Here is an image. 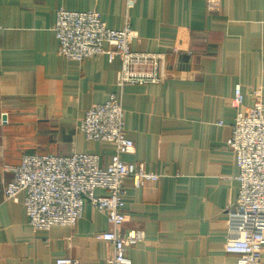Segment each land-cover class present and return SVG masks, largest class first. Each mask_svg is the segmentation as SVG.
Segmentation results:
<instances>
[{"label": "crops", "instance_id": "0c3cea01", "mask_svg": "<svg viewBox=\"0 0 264 264\" xmlns=\"http://www.w3.org/2000/svg\"><path fill=\"white\" fill-rule=\"evenodd\" d=\"M0 0V182L5 166L26 154L98 155L106 167L114 146L88 141L86 112L121 92L132 160L159 180L125 183L122 233L144 240L128 250L131 264H237L225 250L228 207L240 191L236 154L227 147L236 110V85L250 111L264 103V0ZM60 9L99 11L111 29L130 25L135 52L166 55L171 78L160 84L116 85L120 59L82 63L59 55L54 26ZM175 49H178L175 51ZM223 123L222 125L220 123ZM98 195H105L103 190ZM0 189V264H108L113 247L95 236L108 215L86 202L74 227L35 232L24 206ZM261 264H264V251Z\"/></svg>", "mask_w": 264, "mask_h": 264}, {"label": "built area", "instance_id": "2783aa9c", "mask_svg": "<svg viewBox=\"0 0 264 264\" xmlns=\"http://www.w3.org/2000/svg\"><path fill=\"white\" fill-rule=\"evenodd\" d=\"M207 1L211 8L220 7L221 0ZM136 2L127 3L131 7ZM54 31L60 45L59 55L68 60L82 63L102 55L111 60L120 59L116 82L120 91L129 84H160L171 78L165 54L133 51L131 44L138 37L137 31L130 25L122 30L109 28L99 11L60 9ZM255 97L254 107L243 112L245 95L242 86L236 85L231 101L236 117L227 147L236 154L240 191L227 210L229 235L225 250L237 255V264H261L264 251V103L259 93ZM80 131L88 141L114 146L106 167L101 166L99 156L94 154H26L20 165L5 166L13 179L0 182V189L7 200L15 202L25 195L24 206L35 232L49 231L55 226L74 227L83 215L86 202L105 211L110 229L95 238L112 245L108 264H131L128 250L144 240V233L121 231L128 218L125 183L130 178L136 187H143L159 180V176L132 160L136 144L127 136L121 92L113 93L105 103L93 105L82 119ZM98 190L106 194L98 195ZM56 264H78V261L66 257L57 259Z\"/></svg>", "mask_w": 264, "mask_h": 264}]
</instances>
